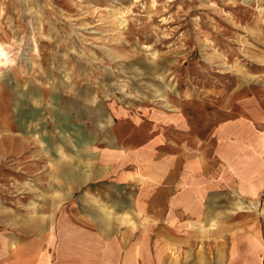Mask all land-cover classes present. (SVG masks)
Masks as SVG:
<instances>
[{"label": "rangeland", "instance_id": "rangeland-1", "mask_svg": "<svg viewBox=\"0 0 264 264\" xmlns=\"http://www.w3.org/2000/svg\"><path fill=\"white\" fill-rule=\"evenodd\" d=\"M0 7L7 52L0 64V219L37 211L27 206L32 199L63 195L35 186L46 179L34 176L33 167L44 168L54 149L69 157L99 136L103 151L110 135L121 148L163 155L159 168H175L181 154L205 165L209 138L219 128L257 119L256 101L264 99V0H0ZM132 122V129L125 126ZM7 135L19 138L18 149ZM107 175L99 201L126 203L108 190L116 177ZM209 197L200 199L215 207H205L199 221L181 220L195 247L202 249L213 233L223 243L241 218L264 219V194L246 200L219 190ZM234 201L248 207L237 210ZM99 209L105 218L122 216Z\"/></svg>", "mask_w": 264, "mask_h": 264}, {"label": "crops", "instance_id": "crops-1", "mask_svg": "<svg viewBox=\"0 0 264 264\" xmlns=\"http://www.w3.org/2000/svg\"><path fill=\"white\" fill-rule=\"evenodd\" d=\"M256 103L255 122L240 121L238 127L226 122L209 138L205 165L193 154H181L175 168L165 164L159 168L163 155L121 148L110 135L103 151L99 136L69 157L58 156L54 149L44 168L35 163L34 176L46 179L35 186L37 191L63 195L32 199L27 206L37 211L0 219V264H264V219L241 218L225 232L223 243L213 233L202 249L191 242L193 235L183 234L186 227L181 224L185 219L193 223L205 207H215L214 201L200 199L205 193L209 197L219 190L232 191L246 200L264 194V99ZM134 124L125 126L132 129ZM126 138L132 142L129 132ZM51 158L54 168L49 167ZM217 165L222 172L216 171ZM148 167L157 180L147 175ZM201 169L207 188L198 177ZM107 172L116 177L107 184L108 190L111 187L126 203L99 201V185ZM77 191L81 194L76 196ZM233 204L237 210L248 207L241 201ZM238 204L247 207L239 209ZM100 205L130 219L102 217ZM180 209L186 218L179 216Z\"/></svg>", "mask_w": 264, "mask_h": 264}, {"label": "bare ground", "instance_id": "bare-ground-1", "mask_svg": "<svg viewBox=\"0 0 264 264\" xmlns=\"http://www.w3.org/2000/svg\"><path fill=\"white\" fill-rule=\"evenodd\" d=\"M20 3H22L23 2V0H18ZM28 8V7H27ZM35 11H36V9H35ZM2 13V8L0 7V14ZM3 58H5V59H7V52H6V50L4 49V47L2 46V44L0 43V64H3ZM79 94H81V93H79ZM70 100V105L72 104V102H74L75 103V101H76V99H75V97H72V98H69ZM72 101V102H71ZM4 114H3V112L1 111V119H5L6 118V116H3ZM74 136H75V140H77V141H79V142H81V143H83V141L82 140H85V139H83V136L81 135V133H75L74 134ZM7 137H8V140H10L11 139V141H15L16 142V146H17V149L20 147L19 145H20V143H22L21 141H19V138L18 137H9L8 135H7ZM0 139H2V136L0 137ZM68 143H69V141H67ZM12 144H15V143H12ZM11 147H13V146H11ZM80 147L81 148H83L84 146H83V144H81L80 145ZM80 148V149H81ZM46 152H48V151H46ZM49 153V152H48ZM61 153H63V152H61ZM80 153V152H79ZM247 206L246 205H243V204H238L237 205V208H246ZM203 228V227H202Z\"/></svg>", "mask_w": 264, "mask_h": 264}]
</instances>
